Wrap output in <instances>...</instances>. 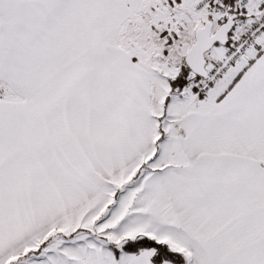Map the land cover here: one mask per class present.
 <instances>
[{
    "label": "snow or ice",
    "instance_id": "obj_1",
    "mask_svg": "<svg viewBox=\"0 0 264 264\" xmlns=\"http://www.w3.org/2000/svg\"><path fill=\"white\" fill-rule=\"evenodd\" d=\"M0 264H264V0H0Z\"/></svg>",
    "mask_w": 264,
    "mask_h": 264
}]
</instances>
